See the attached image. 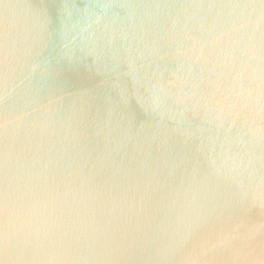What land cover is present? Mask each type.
Here are the masks:
<instances>
[{
    "label": "water",
    "instance_id": "95a60500",
    "mask_svg": "<svg viewBox=\"0 0 264 264\" xmlns=\"http://www.w3.org/2000/svg\"><path fill=\"white\" fill-rule=\"evenodd\" d=\"M0 264H264V0H0Z\"/></svg>",
    "mask_w": 264,
    "mask_h": 264
}]
</instances>
